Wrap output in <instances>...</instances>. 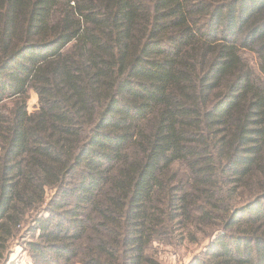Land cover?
Masks as SVG:
<instances>
[{"label": "trees", "instance_id": "1", "mask_svg": "<svg viewBox=\"0 0 264 264\" xmlns=\"http://www.w3.org/2000/svg\"><path fill=\"white\" fill-rule=\"evenodd\" d=\"M24 230L45 264L199 231L191 264H264V0H0V264Z\"/></svg>", "mask_w": 264, "mask_h": 264}, {"label": "rangeland", "instance_id": "2", "mask_svg": "<svg viewBox=\"0 0 264 264\" xmlns=\"http://www.w3.org/2000/svg\"><path fill=\"white\" fill-rule=\"evenodd\" d=\"M29 111L34 112L38 107V97L35 93L30 95L28 101ZM50 194L48 195V200ZM25 229V228H24ZM209 232V231H207ZM18 238L12 245L9 260L7 264H45L38 259H34L29 243L36 242L37 236H33L27 231L20 233ZM210 237H206L200 231L196 234V241L187 239L182 241V236H178L169 242L156 243L153 247V254L161 264H191L196 258L202 257L206 251ZM71 264H80L79 261H74Z\"/></svg>", "mask_w": 264, "mask_h": 264}]
</instances>
